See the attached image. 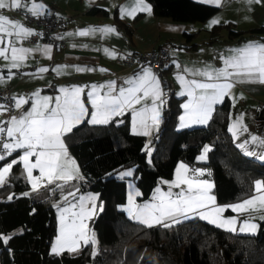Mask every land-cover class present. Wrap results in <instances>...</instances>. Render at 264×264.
Wrapping results in <instances>:
<instances>
[{"label":"crops","instance_id":"0c3cea01","mask_svg":"<svg viewBox=\"0 0 264 264\" xmlns=\"http://www.w3.org/2000/svg\"><path fill=\"white\" fill-rule=\"evenodd\" d=\"M193 1L206 4L216 10L203 21L186 22L174 20L168 16L155 15L149 0H144V2L150 7V12L140 11L135 0H20L23 5L20 8H12L10 6V0H7L9 7L0 9V15L8 17L11 21H19L24 28L31 29L32 33H34L37 28L26 20L25 14H32L29 9H31L34 4L44 6L42 10L37 9L38 12L42 11L43 14L47 13L63 18L67 22L64 28H59L55 33V37L60 39L64 44L59 54L54 52L53 46L49 42L42 40L32 42L24 41V37L27 35L20 33L19 29L13 28L11 25H6L7 31L0 33V48L5 49V55L9 57L8 60H5L3 56H0V77L3 78V81L0 82V88L6 84H11L13 86L12 95L15 98V104L16 101L21 98L25 101L21 104L20 108H16V113L9 118L8 126L12 117L19 119L30 111L33 102L38 101L42 104L43 97L50 98L48 102L49 108L56 107V97L59 96L61 102H63L65 96V93L61 92L60 89L65 88L70 91L75 86L82 89L80 92V99L88 111L87 114L84 115L82 121L71 128L72 131L84 121L88 122L92 118L91 114L93 108L89 101L88 93L92 91L93 85L97 86L98 95L103 96L110 91L109 84L112 83L111 90L114 95H118L121 88L127 89L131 87L128 81L142 75L143 70L148 68L121 65L117 61L119 56L162 46L168 50L173 58L171 64L163 71V76L167 78L169 82L168 89L170 90L171 97L180 98L177 129L181 130L207 125L216 106L227 100L230 107L228 130L230 125H233L238 117H242V127L239 129L237 136L234 137L233 133L229 131L233 142L245 154L248 152L254 153V155L247 154L248 156L264 161V159L260 158L264 156V143H261V140H264V121L258 118V112L264 110V83L259 82L258 79H245L244 82L231 81L233 87L230 89L229 94L219 103L213 104L211 116L207 123L200 124L191 123L187 120L182 122L180 120V117L184 116L186 113V109L183 105L189 103L190 100L188 95L190 86H185V84L178 79V76H183L186 82L192 80L203 83L224 82L223 78L220 80H209L207 76L197 73L224 68L225 61L228 58L238 55V52L234 50L241 49L250 42L264 44V34L246 35V37L238 39L229 37L227 29H222L215 35L211 34L210 31L214 25L226 23L230 24L233 29L244 31L264 26V0H252L251 3H249L248 0H222L220 5H216L212 2L204 3L201 2V0ZM129 13L132 14L130 15ZM213 19H217L219 22L209 26L210 21ZM106 26L114 28L115 31H102L101 29H104ZM80 31H87L88 34L79 35L78 33ZM9 32L12 34L8 35ZM46 46H48L47 49ZM12 47L17 49H28L30 51L26 53H17L18 56H23L24 58L19 68L11 69V78L9 79V68L7 66L11 63ZM41 68L47 70L43 72L39 71ZM77 68H83L85 70L77 71ZM87 69H91V71ZM186 69L188 71H185ZM228 70L232 71L231 68ZM101 85H103V87H100ZM161 91L163 92L162 87ZM194 94L199 96L202 94V90L196 89ZM137 95L142 96L143 93L141 92ZM163 101V104L157 101V109L159 111L158 123L153 124L151 119L153 115L151 111V98L143 99L140 103L133 104L132 107H126L122 114L112 116L109 122L111 120L120 122L122 118L127 116L130 121L131 132L146 138V144L149 146L147 155L152 154L153 145L150 143L151 138L162 123L164 107L168 103L169 98ZM0 105L2 104L0 103ZM141 109H146V111L141 113ZM134 111L137 113L135 120L133 116ZM4 115L5 111H0V122ZM99 118L101 117L98 116V119ZM145 121L148 124L147 128L143 126V122ZM182 123H184L185 126L182 127ZM89 124L96 125L100 123ZM244 128L247 130L244 131ZM71 131L62 135L61 139L67 150L68 158L75 161V165H71V167L78 168V178L68 181L67 183L63 180L55 179L52 181L51 186L61 187V185L72 184V186H75L73 188L74 191L71 193L83 195L86 193L81 192L76 184L83 179L80 166L76 157L69 149V142L72 138L71 136H67V134ZM145 131L148 132L147 135L144 134ZM6 136L5 144H14L15 139L19 138L18 134H16L15 139L9 137L7 131ZM253 136L258 139L253 141ZM206 145L209 148V145ZM239 145H244V147L241 148ZM26 150L27 149L13 148L10 154H14V157L5 162L0 160V168H3L5 164L11 163L13 160L17 161V163H19V171L17 174H20L23 180H27L31 189L32 183L30 179H28L25 163L21 159ZM40 151H43V149L39 147L35 149L36 153ZM6 155H9L8 150ZM206 158L207 153L205 154V158L200 159V161L204 162ZM29 163H36V155L29 157ZM181 164L186 166V169L180 170L182 176L192 181V195H196L198 189L203 188L204 185L202 182L206 181L211 185L208 195L215 198L214 203L209 202L207 208L204 210L205 213L209 215L210 219H216L219 222L235 218V224L233 226L235 230L230 231L247 234L256 233L258 231L260 224L264 222V219H261V217L264 216V206H261L259 198L254 201L253 206L250 207L248 211L243 213L233 211L232 208L228 206L242 203L244 200L253 197L264 196V188L258 191L256 183H254L253 192L247 197L232 202L220 203L214 193V182L206 176V168L203 166L190 167V165L184 161H178L174 167L172 177L160 180L150 197L144 201H138L137 199L138 195L136 193H139V191L132 177L134 168H125L118 171L115 175L120 178L122 172H127L129 170L132 172L131 176L123 177L127 184V199L126 202L119 207L125 211L129 218L133 219L129 216L128 209H132L133 212H135L136 206L146 203H159V200H153V195L157 188L164 194L171 192L172 196L170 199H177V194L181 192L188 195V184H181L177 187L172 183L176 180L177 168ZM11 170L5 177L6 182L0 183V186L6 184L10 180L9 176ZM31 174L37 179H43L46 173L41 175L40 168L37 167L31 169ZM45 182L48 183L49 178L43 179L41 183L36 184V188L42 187L43 185L41 184ZM130 189L133 192L131 204L129 203L128 193ZM67 190L69 189L66 187L65 191ZM217 207L224 208V211L219 214L215 213L213 209ZM186 216L187 218L192 216H198L200 218V216L195 213H188ZM186 216L177 215L175 221L185 219ZM133 220L141 223L137 219ZM203 220L209 222L207 219ZM168 222H174V220L165 218L163 221V223ZM246 222L255 224L256 228L251 231H240L241 226L245 225ZM222 228L228 230L227 227Z\"/></svg>","mask_w":264,"mask_h":264},{"label":"trees","instance_id":"16d2710c","mask_svg":"<svg viewBox=\"0 0 264 264\" xmlns=\"http://www.w3.org/2000/svg\"><path fill=\"white\" fill-rule=\"evenodd\" d=\"M157 16L200 22L216 9L193 0H149ZM228 30L229 37L264 34V26L248 31L230 24H216L211 34ZM229 103L216 106L209 123L177 129L180 98L169 97L163 120L151 138L153 151L148 159L146 138L130 130L127 116L120 122L89 124L84 121L67 136L83 179L81 192L97 193L102 210L91 221L98 252L89 244L79 250L51 252L56 234V212L50 190L29 193L28 182L12 166L9 181L0 186V264H264V222L256 233L234 232L198 216L151 227L129 218L119 206L127 199L125 178L115 174L134 167L133 179L138 201L147 200L157 183L172 177L178 161L190 167L203 166L214 182L220 203L247 197L257 180L264 181V161L248 156L233 142L228 130ZM208 144L206 161L198 157ZM14 154L6 155L2 162ZM69 189V187H67ZM66 187L54 189L56 195ZM7 193V194H6ZM7 237V239H4Z\"/></svg>","mask_w":264,"mask_h":264},{"label":"snow or ice","instance_id":"6c2138e0","mask_svg":"<svg viewBox=\"0 0 264 264\" xmlns=\"http://www.w3.org/2000/svg\"><path fill=\"white\" fill-rule=\"evenodd\" d=\"M136 5L140 11L150 12V7L145 4L144 0H135ZM201 2L208 3L212 2L216 5H220L222 0H201ZM249 3L252 0H248ZM10 6L12 8H20L23 5L20 0H10ZM9 7L7 0H0V9ZM43 5H33L29 11L33 15L43 14L42 11L38 12L37 9H43ZM123 14V9H122ZM130 15L132 13H129ZM217 19L210 21L209 26L218 23ZM6 25H11L13 28L19 29L20 33L25 35H31L32 30L24 28L19 21H11L8 17L0 15V33L7 31ZM105 32H113L114 28L105 27L101 29ZM12 33L9 32L8 35ZM19 34V33H18ZM79 35L88 34L87 31H80ZM48 46H46L47 49ZM30 50L28 49H17L15 47L11 48L12 56L11 63L7 66L9 68V79L11 78V69L19 68L20 63L23 61V56H18L17 53H26ZM107 51V50H106ZM238 52V55L228 58L225 61V67L222 69H216L211 71H202L198 72L199 75L207 76L209 80L215 79L220 80L223 78L224 82L220 83H203L197 80H192L190 82L184 81L183 76H178V79L185 84V86H190L188 95L190 97L189 103L183 105L186 109L184 116L180 117L182 122L189 121L191 123H207L208 119L211 116L213 104L219 103L223 98L229 94L230 89L233 87L231 81L244 82L245 79H258L259 82L264 83V44H258L255 42H250L248 45L244 46L241 49L234 50ZM0 56H3L5 60H8L9 57L5 55V49L0 48ZM231 68L232 71L228 69ZM47 69L41 68L39 71H46ZM77 71H84L83 68H77ZM91 71V69H87ZM58 71V70H57ZM185 71H188L187 69ZM3 81V78L0 77V82ZM114 83V82H113ZM131 87L125 89L121 88L118 95H114L112 92V83L109 84L110 91L105 93L103 96H99L97 93V86H92V91L88 93L89 101L92 105L93 112L92 118L89 120V123H100L107 124L112 116L122 114L123 110L126 107H132L133 104L140 103L141 100L151 98L153 113L151 119L153 124L159 122V111L157 109V101L160 104H163L162 100V91L160 87V82L155 74L150 68H145L143 74L139 75L133 80L128 81ZM100 87H103L101 85ZM196 89L202 90V94L196 96L194 94ZM61 92L65 93L63 102L61 98L56 97V107L49 108L48 102L49 97H43V103L36 101L33 102L32 109L26 114L21 116L19 119L12 117L9 121V126L7 127V135L15 139L16 134H18V139H15L14 144H4V149L9 151V154L13 148L27 149L24 152V155L21 159L25 163V168L29 171V176H31L32 168H40L41 174L45 173L49 177V183L55 179L63 180L65 183L71 181L75 178H78V168L71 167L75 165V161L68 158V153L64 147L63 141L61 139L62 135L71 131V128L75 124H79L84 115L87 114V109L80 99V92L82 89L80 87H73L70 91L65 88L60 89ZM143 93L142 96L137 95L138 93ZM183 94V93H181ZM25 101L23 98L16 101L15 107L20 108L21 104ZM4 105H0V111H6ZM146 111V109H141V113ZM137 113L134 111L133 116ZM98 116L101 117L98 119ZM74 122V123H73ZM145 128L148 127V124L143 122ZM181 126H185L184 123ZM242 127V117H238L236 122L233 125H230L229 131L233 133V136L236 137L239 129ZM244 131L247 129L244 128ZM4 128H0V132H4ZM148 134L147 131L144 133ZM258 138L253 136L252 140L255 141ZM261 143H264V140H261ZM39 147L43 149L39 153L35 152V149ZM243 148L244 145H239ZM210 149L208 146H205L203 153L206 154ZM202 154L198 159H204L205 155ZM248 155H254L252 152H248ZM36 155V163L30 164L29 157ZM3 156H0V160H3ZM264 159V156L260 157ZM17 161L13 160L11 163L5 164L3 168H0V183L6 182L5 177L11 170L13 164ZM181 169H186V166L181 164L177 168V177L176 180L172 183L175 186L179 187L181 184L189 185V194L185 195L181 192L178 195L177 199H170L172 193L167 194L161 193L160 189L157 188L153 195V200H159V203H146L144 205L136 206L135 212L132 209H128L129 216L133 219L139 220L141 223L146 224L151 227L153 224H161L165 218H170L175 221L177 215H185L188 213H195L200 216L201 219H207L210 223L217 224L218 227H227L228 230H235V218L217 221L216 219H210L209 215L205 213V209L208 206L209 202L214 203V197L208 195V191L211 188V185L206 181L203 183V188L198 189L196 195L191 194L192 181L188 180L186 177L182 176ZM199 171V170H197ZM75 173V175H74ZM131 170L127 172H122L120 174L121 178L126 176H131ZM256 187L259 191L261 188H264V181H256ZM37 187L36 183L33 182V188ZM139 195V193H136ZM159 194V195H157ZM69 195H75V193H69ZM259 198L261 206H264V196L253 197L248 200H244L242 203H237L230 205L233 211L246 212L250 207L253 206L254 201ZM67 199V197H65ZM84 197H81L79 214L74 213L73 215H80L83 217L84 213ZM89 200H95V196H89ZM129 203H132V197L129 196ZM217 214L222 213L224 208L217 207L213 209ZM187 218V216H186ZM264 219V216L261 217ZM62 225L64 223L63 217L61 218ZM168 224H164V227H168ZM73 232L71 233L73 239L72 243L75 244L76 239H83L85 244L91 242L95 244L94 234L91 237H88L84 234L83 227H77L75 222L72 225ZM256 228L255 224L245 223L240 228V231H251ZM64 236L63 227L61 232V237H58L57 243L60 244L62 237ZM7 239V237H4ZM58 250L57 246L53 247V252ZM70 251H76L75 247L70 248Z\"/></svg>","mask_w":264,"mask_h":264},{"label":"built area","instance_id":"2783aa9c","mask_svg":"<svg viewBox=\"0 0 264 264\" xmlns=\"http://www.w3.org/2000/svg\"><path fill=\"white\" fill-rule=\"evenodd\" d=\"M25 18L28 22L32 23L37 30L31 35L25 36L24 41H46L52 44L56 54L61 53L64 44L60 39L55 37V33L59 28H64L67 25L65 19L47 13L38 15L25 14ZM172 59L171 54L166 48L158 46L148 50L119 56L117 61L121 65L150 68L155 76L159 78L160 85L163 88L162 99L167 100L171 96V93L168 89L169 82L167 78L163 76V71L171 64ZM12 87L11 84H6L0 88V103L7 109L0 122V128L5 129L4 132H0V156L3 157L7 154V150L4 149L3 145L7 138L6 129L8 120L17 111L15 107V98L12 95Z\"/></svg>","mask_w":264,"mask_h":264},{"label":"rangeland","instance_id":"374dc122","mask_svg":"<svg viewBox=\"0 0 264 264\" xmlns=\"http://www.w3.org/2000/svg\"><path fill=\"white\" fill-rule=\"evenodd\" d=\"M14 97V96H13ZM207 146V145H206ZM205 146L202 149V152L200 154V156L203 153ZM205 155V154H204ZM149 157H151V154L148 155V159ZM129 168H134V167H129ZM26 169V168H25ZM27 173H28V179H30L31 183H32V188L29 189L28 194L29 193H38L40 191H45V190H50V195L54 194L52 197V203L53 206L55 208V212H56V234L53 238L52 244H51V252L52 253H59L63 250H67L70 251V248L75 247L77 250H79L83 245H85L84 240L83 239H76L75 244L72 243V235L71 233L73 232V222H75V225L77 227L82 226L83 227V231L84 234L88 237H91L94 234V238L96 243L92 244L91 242H89L88 244L91 246L92 251L93 252H98L99 250V243H98V239H97V235L94 231V229L91 226V221L94 217H96L98 215V213L102 210V203H99L98 200V195L97 193H94L92 191H85L83 195L80 194H75V195H69V193H71L74 188L75 185L72 186V184L70 185H61V187L58 186H51V183H42L41 185H43L42 187L40 186L39 188H33V182H35L36 184L41 183L43 181V179H48V175L45 174V176H43V179H37L33 176V174H31V176H29V171L26 169ZM19 176H21L20 174H18ZM42 175V174H41ZM22 177V176H21ZM24 181L27 182V180L24 179ZM45 181V180H44ZM55 183V182H54ZM74 183V182H72ZM75 184V183H74ZM78 185V182L76 183ZM57 185V184H54ZM72 186V187H71ZM64 187H69V190H67L66 192H63L62 190L60 191V196L56 195V192L53 191L55 188H64ZM129 196L132 197V190H129ZM95 196L96 199L93 200H89L88 197L89 196ZM65 197H67V199H65ZM84 197V215L83 217H81L80 215H73L74 213L79 214L81 212L80 209V204H81V200L80 198ZM63 217L64 223L62 225L61 222V218ZM62 227H63V232H64V236L62 237L61 243L58 244V237H61V232H62ZM57 246L58 250L56 252H53V247ZM70 252H74V251H70Z\"/></svg>","mask_w":264,"mask_h":264},{"label":"water","instance_id":"95a60500","mask_svg":"<svg viewBox=\"0 0 264 264\" xmlns=\"http://www.w3.org/2000/svg\"><path fill=\"white\" fill-rule=\"evenodd\" d=\"M258 113H259V114H258V118H259V119H262V121H264V110H261V111H259Z\"/></svg>","mask_w":264,"mask_h":264}]
</instances>
